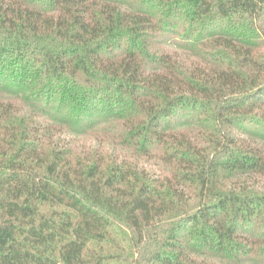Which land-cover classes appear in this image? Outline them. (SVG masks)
Segmentation results:
<instances>
[{"label": "trees", "instance_id": "16d2710c", "mask_svg": "<svg viewBox=\"0 0 264 264\" xmlns=\"http://www.w3.org/2000/svg\"><path fill=\"white\" fill-rule=\"evenodd\" d=\"M60 263L264 264V0H0V264Z\"/></svg>", "mask_w": 264, "mask_h": 264}, {"label": "rangeland", "instance_id": "374dc122", "mask_svg": "<svg viewBox=\"0 0 264 264\" xmlns=\"http://www.w3.org/2000/svg\"><path fill=\"white\" fill-rule=\"evenodd\" d=\"M119 237H120V239H124L123 241L125 242V243H128V236H127V234H126V232H125V230H120L119 231ZM60 264H62V263H60Z\"/></svg>", "mask_w": 264, "mask_h": 264}]
</instances>
